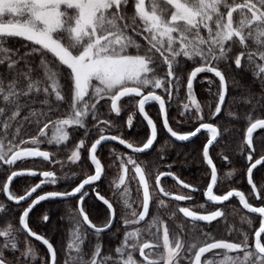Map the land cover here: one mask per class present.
<instances>
[{
  "label": "snow or ice",
  "instance_id": "snow-or-ice-1",
  "mask_svg": "<svg viewBox=\"0 0 264 264\" xmlns=\"http://www.w3.org/2000/svg\"><path fill=\"white\" fill-rule=\"evenodd\" d=\"M237 71L251 72L261 87L255 102L251 95L244 98L251 111L244 117L247 128L240 146L249 162L245 165L249 191L258 205L235 188L214 192V188L220 191L221 181L210 148L216 151L221 130L216 123L205 122L195 94L200 74H213L206 91L216 101L209 111L214 119L229 95L228 73ZM238 84L233 76L232 87ZM173 102L179 104L176 123L194 130L173 129L169 123ZM150 104L158 105L162 128L175 141H190L204 130L201 158L210 169V181L203 195L214 205L238 198L247 210L239 216V226H227L222 208L203 214L178 206L162 218L161 209L167 205L150 188L175 202L193 201L190 193L166 191L162 177H171L183 189H197L171 171L172 164L167 165L168 171L159 170L163 148L155 159L138 162L139 155H148L157 141V122L146 111ZM257 111H264V0H0V193L8 202H0V264H58L53 243L34 230L41 222L51 223L50 213L42 210L30 216L41 202L57 199L75 201L67 215L70 242L64 264H264V187L257 188L253 181L257 165L264 171V155L253 162V134L264 129V118L253 115ZM122 112L127 129L134 127L137 113L141 122L146 121L148 131L138 144L124 138L116 121ZM228 115L235 114L228 111ZM31 127L33 133L28 132ZM69 129H82L90 147L86 139H79L67 159L74 165L81 162V168L87 164L88 171L58 177L56 171L34 170L38 162L32 158L64 167L53 151L41 150L40 145L53 149L65 145ZM108 130L120 134H105ZM107 141H118L132 152L117 154L113 149L110 153L120 169L118 181L110 183L118 196L116 206L98 190L107 179L98 147ZM259 143L264 145V139ZM228 160L222 155L221 167ZM130 168L141 197L140 210L130 202L131 190L125 183ZM233 174L234 170L228 171L226 179ZM17 178L38 182L17 187L13 183ZM60 179L71 181L68 188L46 190ZM259 183L264 186V177ZM90 198L104 206L102 217L92 216ZM193 207L205 205L193 202ZM177 212L183 217L180 222ZM220 218L229 238H216L200 227L201 222L211 227ZM255 219L259 227L253 231ZM105 234L118 240L108 253L102 240ZM30 237L46 246L50 261L47 257L38 261Z\"/></svg>",
  "mask_w": 264,
  "mask_h": 264
},
{
  "label": "trees",
  "instance_id": "trees-1",
  "mask_svg": "<svg viewBox=\"0 0 264 264\" xmlns=\"http://www.w3.org/2000/svg\"><path fill=\"white\" fill-rule=\"evenodd\" d=\"M209 74L210 75H208L207 73L200 74V76L197 78V81L195 82V91H196L197 98L199 99L201 104L202 103L204 104L205 102L206 105H208V107L214 108L216 101L213 97L209 96L206 93V90L208 87L207 83L205 81H203V83L200 82L205 77H212L211 73ZM233 76H235L236 80L239 81V84L235 86L234 88L232 87V77ZM228 78H229V83H230V90H229V95L227 96V101L224 106V109L222 110L219 116H217L213 120H210V122L216 123L220 127V130H221V137L219 139L220 144L216 146V151H218L219 149L223 150L225 151V153H227L228 157L232 161L235 160L236 166L238 167V169H240V171H243V173L235 181L236 183H234L233 188L239 191H243L246 197L249 199L250 203H254V205H258L259 201H254L253 194L249 191L251 187L247 183V177H246L247 173H246V167H245V165L247 164L245 162V164L243 165L244 160L241 156L240 146L243 143V136L244 134H246V128H247V121L244 117L246 113H249L251 111V106L245 104L244 98L251 95L254 97V102H255V99H258L260 97L261 87L258 82L254 81V78L251 72H244V73H241L238 71L229 72ZM246 89H251V92H248ZM213 91H215L214 86H213ZM157 92L158 94H160L159 90H157ZM182 92H183V89H182ZM208 101H211V105H209ZM174 103H177V102H173V104ZM173 106L174 105H172L171 111L169 113V122L172 125L174 130L181 131L175 127V125L177 124L175 122L176 117L174 116V114L176 113V108ZM157 111H158L157 105H152L148 108L149 115L157 122L158 141H157L156 147L154 148L152 152L150 151L148 155L144 154L140 156L141 159H144L145 163L157 157L154 155V151L158 148L159 145H162L161 147L166 149L167 145L165 146L164 139L169 140L164 129L162 128V119L161 117L157 116ZM228 111H232L235 115L230 117L228 115ZM253 115L256 118H264V111H257L253 113ZM137 118H138V122H140L137 126V132L140 134V138L139 139L136 138L135 144H138L140 140L145 136V133L148 131L144 121L141 122L142 119L139 116H137ZM190 130H192V128ZM34 131H35L34 127L28 128L29 133H33ZM81 132H83V130ZM262 134H264V129L259 130L253 136V141H254L253 147L256 149V152L254 153V159L259 158L260 155H264V145L259 143L261 139H264V136H262ZM205 135L206 134H203L199 136L193 142L184 144V145L176 144L171 140L174 146V150H172L170 154H168L171 159H175V163L178 164L181 167V169L184 168L183 170H185V173L189 176V178H191L193 181H195L199 185L200 192L198 194V198L200 199V201H203L201 192L206 188V184L208 183L209 178H210V172L206 168L204 161L201 158L202 157V144L206 143ZM81 138H84V136L81 135L79 137H75L73 140H77ZM88 144L89 143H87L86 145ZM40 147L43 148L45 147V145L42 144L40 145ZM216 151L213 152V149H212L210 154L213 155L214 163L217 164V168L221 172L222 168H221V164H219V158L216 156ZM163 164L164 162H159V167H161ZM154 171H156V169H153V172ZM261 177H264V171H261V167H260L253 172V181L257 183V188L264 187L261 185V183H259V180ZM24 180H25L24 178H19L14 183V185L16 184L17 186H19L18 185L19 182H22ZM33 180H35V178L31 179L32 183L36 181V180L35 181ZM22 183L20 185H22ZM221 191L222 189H220V191L217 190L219 194L222 193ZM0 197L4 198L3 196H0ZM55 203L56 202L51 201V202H47L46 205L50 204V207H51L50 210H56V207H54ZM87 203L88 205L91 206V208H93L94 210H100V213L103 214L104 211L102 210L101 205H98L97 202L88 201ZM203 204H205V202ZM221 207L225 209L224 211L227 214V221H226L227 226L230 227L233 224H235L236 226H239V216L241 214H246L242 210L239 202L237 200H232L228 204L221 206ZM206 208L212 209V210L215 209V207L209 206L207 204H206ZM234 209H235V212L233 211ZM39 214H40V207L38 206L36 209H34L33 213H31L30 216L34 218L38 216ZM51 216H52L51 223L48 224L47 229H49L51 232H54L55 231L54 228L50 227V225L52 224L54 219L57 218V216H54V213H51ZM254 221L256 225H254L253 231H254V228H257V226L259 227V220L255 219ZM200 225H202V227L205 228L204 229L205 232H211L216 238H229L227 236V232L225 229L224 218H220V222L218 221L212 222V225H215L214 231H211L210 227L205 226V224H200ZM37 228L38 227H34V230L37 231L36 230ZM245 230H248L247 226H245ZM64 234H65V231H62L59 234V236L55 238V240L50 241L53 243L54 247L57 249L58 264H64V260L67 255V244L69 243V240H64ZM37 245L40 246V249L42 250V256H46L47 258H49L45 248L40 244H37ZM103 245H104V252L108 253L110 252V250L114 249L118 245V240L116 238H110V236H108L107 240L103 241ZM85 250L88 251L87 248Z\"/></svg>",
  "mask_w": 264,
  "mask_h": 264
},
{
  "label": "flooded vegetation",
  "instance_id": "flooded-vegetation-1",
  "mask_svg": "<svg viewBox=\"0 0 264 264\" xmlns=\"http://www.w3.org/2000/svg\"><path fill=\"white\" fill-rule=\"evenodd\" d=\"M152 106L151 104L147 107V111H148V108ZM158 106V105H157ZM149 114V113H148ZM137 116H139V114L137 113L135 118H134V127L132 129H127L126 127V116L124 115V113L122 112L121 113V119L119 120V126L121 127V131L123 132L124 134V138H127L129 140V142H133L134 144L136 143V138H140V134L137 132V124H138V118ZM150 116V115H149ZM140 117V116H139ZM141 118V117H140ZM142 119V118H141ZM144 123L146 124V122L144 121ZM170 123V122H169ZM171 125V124H170ZM172 126V125H171ZM175 127L178 129V130H184V126L183 124H180V125H175ZM134 130V131H133ZM194 130V129H193ZM79 131V133H78ZM76 131L75 135L76 137H79V136H84L83 135V132H81L82 130H78ZM165 131V129H164ZM81 132V133H80ZM166 133V131H165ZM105 134H109V135H112V134H120L114 130H108L106 131ZM205 133H202L201 135H203ZM167 135V133H166ZM199 135V136H201ZM198 136V137H199ZM167 137L169 138V140H166L164 139V142L167 141V147L166 149L163 148V153L162 155L165 157L162 161L160 162H164V164L159 167V170H163V171H168V168H167V165L168 164H172L173 167L171 169V171H173L177 176H179L180 179H182L185 183H189L192 185L193 188H196L197 191L195 192H192L191 190L189 189H183L180 185H178L176 183V181H174L173 179L169 178V177H163L161 179V186H163L165 188L166 191H170V192H173L174 194H191L193 196V201H183V202H175V201H172V200H168V199H165L163 198L159 193L158 191L150 188V191L154 192L153 195L154 197H159L161 199H164L165 203H167V208H164L162 210V215L165 217L166 216V213H165V210L167 209L168 211L167 212H172V210L175 211L174 207H178V206H184V207H190V208H193V210H197L195 207H193V202L197 203V204H200V203H204L205 202V197L203 195V191L201 192V196H202V199L203 201H200V199L198 198V194L200 192V189H199V185L193 181L191 178H189V176L185 173V170H183L184 168L181 169V167L175 163V159H171L169 157L168 154H170V152L172 150H174V146L171 142V138L167 135ZM197 137V138H198ZM98 138V137H97ZM135 138V139H134ZM196 138V139H197ZM83 139H86V144L88 143V140L87 138H83ZM195 139V140H196ZM157 141H158V138H157ZM157 141H156V144L154 146V148L156 147L157 145ZM173 141V140H172ZM174 143H176L175 141H173ZM193 142V141H192ZM191 143V142H190ZM176 144H179V143H176ZM188 144V143H186ZM180 145H184V144H180ZM216 145V144H215ZM214 145V146H215ZM88 147H90V144L86 145ZM162 145H159L158 148L154 151V155L157 156V154L159 153L160 149L162 148L161 147ZM154 148L151 150V152L154 150ZM115 149V152L116 153H126V154H131L130 152L126 151L125 148H123L122 146H120L119 144H116V143H107V144H104L102 146L99 147L98 149V156L99 158L101 159V162L105 165V170L107 172V179H104L103 180V183L100 184V187H99V191L101 192L102 195H105L106 198H109L111 201L114 202V206H116V203H115V200H114V195H113V192L115 191V189L113 187L110 188V183L115 181L116 180V177H117V181L119 179V172H120V169H119V165H118V160L116 159L115 155H112L110 154L112 152V150ZM212 150V149H211ZM211 153V151H210ZM132 155V154H131ZM211 155V154H210ZM139 156H142V155H139ZM258 159V158H256ZM83 161V160H82ZM255 161V159L253 160V162ZM45 163V162H44ZM88 163L90 164V161H88ZM205 164V162H204ZM117 165V166H116ZM206 166V165H205ZM261 167V166H260ZM259 167V168H260ZM207 168V167H206ZM218 169V168H217ZM258 169V168H257ZM77 171V169H75ZM80 170H83L82 173L84 172H87L88 171V168H87V164H85L83 166V168L80 167ZM209 170V169H208ZM79 172V171H78ZM210 172V170H209ZM118 173V175H117ZM155 173V171L153 172ZM218 174H219V180L221 181V172L220 170L218 169ZM58 177H60L58 174H57ZM127 178V177H126ZM61 180V179H60ZM59 180V181H60ZM209 181H210V178H209ZM208 181V182H209ZM38 182V181H37ZM71 183V181H65V182H58V185L57 186H54V187H48L45 186L46 190L47 191H52V190H60V191H63L65 188H68L69 184ZM150 184H151V181H150ZM219 186V185H218ZM206 189V188H205ZM204 189V190H205ZM40 190H38L39 192ZM215 193H218L217 192V188L215 189ZM35 196V195H34ZM88 201L90 202H97L98 205H101L102 207V210L104 211V206L102 205L101 202L95 200L94 198H90ZM47 202H51V201H46V202H43L41 203V205H39L40 207V212L43 210V211H48L50 213V216H51V213H54V216H57V218L54 219V221L52 222V224L54 223V232H51L49 229H47L48 227V224H44L43 222L40 223V226L36 229L38 232V234L40 235H45L46 238L50 239V241H53L55 240V238H57L59 236V234L62 232V231H65V234H64V240H70V234H69V221L67 219V215L68 213L72 210V205L75 203V201H61V200H55L53 202H56L54 204V207H56V210H50V204L46 205ZM231 202V201H230ZM228 204V203H227ZM209 206H213V207H221V206H214V205H210L208 204ZM53 206V205H52ZM224 206V205H222ZM172 209V210H171ZM53 211V212H52ZM91 212H92V216L95 217L97 215L99 216H103L102 213H100V210H94L93 208H91ZM118 212H119V208H118ZM153 212V208L152 206L150 205V213ZM203 213V212H202ZM203 214H206V213H203ZM31 215V214H30ZM177 215H180L182 217V214L178 213L177 212ZM60 217H65L64 220H61ZM52 218V216H51ZM92 218V217H90ZM119 219V217H118ZM94 223H98V221H96L95 219L93 220ZM15 224V221L13 222ZM51 224V225H52ZM50 225V227H51ZM98 226H102L98 223ZM116 227L120 228L121 227V224H117ZM169 227L171 228L172 227V224H169ZM55 234V235H54ZM108 234H105L102 238V240H107L108 238ZM23 238V236H22ZM30 241L36 243V244H40L39 242L31 239V238H28ZM41 245V244H40ZM43 246V245H42ZM44 247V246H43ZM45 248V247H44ZM46 252H47V249L45 248ZM48 254V253H47ZM49 255V254H48ZM58 260V259H57Z\"/></svg>",
  "mask_w": 264,
  "mask_h": 264
},
{
  "label": "rangeland",
  "instance_id": "rangeland-1",
  "mask_svg": "<svg viewBox=\"0 0 264 264\" xmlns=\"http://www.w3.org/2000/svg\"><path fill=\"white\" fill-rule=\"evenodd\" d=\"M208 75H210L209 73H207ZM212 75V74H211ZM208 78H210V77H205V78H203L202 80L203 81H205L206 83H207V80H208ZM206 93H207V91H206ZM195 94H196V91H195ZM197 96V95H196ZM182 102H187L186 100H184V101H182ZM181 102V103H182ZM174 106L173 107H175L176 108V113L174 114V116L176 117V120H175V122L177 121V120H179L180 119V117H179V115H178V113H177V107L179 106V104L178 103H174L173 104ZM158 107V106H157ZM202 107H203V109H204V112H205V122H210V120H213V118L209 115V111H210V107H208V105H206V103L204 102V104L202 103ZM211 109H213L214 110V108H212L211 107ZM115 114H113V116H114ZM101 118H106V114H102V117ZM216 118V117H215ZM121 118H116V121H118L119 122V120H120ZM176 125H178V124H176ZM180 125V124H179ZM183 126H184V131H187V130H190V126L189 125H184L183 124ZM196 126H198V124L196 125ZM194 128H192V130H193ZM74 133H76V129H69V136H70V139H69V141L65 144V145H61V146H59L57 149H53L51 146H49V145H47V144H44L45 145V147H43V148H41V150H47V151H53L54 152V155L58 158V159H60L63 163H64V167L63 168H61L60 167V165H49L48 164V162H43V163H39V159H35L38 163H37V165L34 167V170H36V171H40V170H52V171H56V173L60 176V177H62L65 173H67V174H71V172L72 171H76L75 169H77V171H79V172H81L82 173V171L83 170H80V167H79V165H80V163L81 162H77V164H72L71 163V161H69L68 159H67V156L68 155H70V153H71V151H73V150H75V144L76 143H78V140L79 139H77V140H73L75 137H76V135H74ZM81 139H83V138H81ZM87 140H88V138H87ZM166 146V145H165ZM163 148V147H162ZM118 154V153H117ZM84 155H85V153H84V150L82 149L81 150V157H82V160L84 159ZM127 155H131V154H127ZM222 155H227V153H225V151H223V150H218V151H216V156L219 158V164H221L220 163V161H221V159H222ZM228 156V155H227ZM241 156H242V158H243V160H244V162H243V165L245 164V162H246V164H248L249 162L245 159V155H242L241 154ZM32 159H34V158H32ZM254 160V159H253ZM138 162H143V163H145V161H144V159H141L140 158V156H139V158H138ZM18 164L20 163L19 161L17 162ZM143 163H142V166H143ZM224 164L226 165L225 167H221L222 168V170H221V183L219 184V186H218V188L219 189H222V191L221 192H223V191H227V190H232L233 189V186H234V183H236L235 181L242 175V173H243V171H240V169H238V167L236 166V163H235V160H231L230 158H229V160L228 161H225L224 162ZM117 166V165H116ZM234 170V174H233V176H232V178H230V179H226V173L228 172V171H233ZM120 173V172H119ZM117 175H118V173H117ZM131 176H132V171H131V168H130V171H129V173H128V176H127V178H126V180H125V183L126 184H128V186H129V188H130V190H131V200H130V202L133 204V207L134 208H136L137 210H140L139 209V206H140V203H141V197L137 194V192H136V182L134 181V180H132L131 179ZM19 178H17L13 183H15L17 180H18ZM36 180V179H35ZM35 180H33V181H35ZM36 181H38V180H36ZM36 181L35 182H31V180H24V181H22V182H19V184L18 185H20L21 183L22 184H26V185H29V186H31L32 184H34V183H36ZM61 182H65V181H69V180H64V179H61L60 180ZM60 181H58V182H60ZM115 181H117V177H116V180ZM31 183V184H30ZM16 185V184H15ZM58 185V183L56 184V185H48V187L50 188V187H54V186H57ZM17 186V185H16ZM18 187V186H17ZM113 188H114V186H113ZM115 189V188H114ZM154 193V192H153ZM17 194H19V193H17ZM216 194H219V193H216ZM220 194H222V193H220ZM0 196H3V194L2 193H0ZM4 197V196H3ZM114 200H115V203H116V201L118 200V196H114ZM238 201V200H237ZM0 202H4V203H8L7 201H6V199L5 198H2V197H0ZM239 202V201H238ZM165 204H167V203H165ZM200 204H203V203H200ZM206 204L208 205V203L205 201V207H204V209H198V208H196L197 209V211H200V212H203V213H206L207 211H212V209H207L206 208ZM226 205V204H225ZM241 206V205H240ZM218 208H222V210H225L223 207H218ZM242 208V207H241ZM164 209V208H163ZM163 209H161V216H162V218H164V219H167V217L170 215V213L171 212H167L168 210L166 209L165 210V213H166V216L164 217L163 215H162V210ZM174 209L176 210L177 209V207H174ZM191 210H193V208H190ZM213 210H216V207H215V209H213ZM243 210V209H242ZM244 211V210H243ZM245 212V211H244ZM183 217H181L180 215H177V222H180V220L182 219ZM14 222V221H13ZM257 222V221H256ZM169 224H171L170 222H169ZM215 225H217V224H215ZM215 225H212L211 227H210V229H211V231H214V227H215ZM254 225H256V223H255V221H254ZM254 225H253V227H254ZM3 225L2 224H0V227H2ZM54 223L51 225V227L52 228H54ZM121 227H122V224H121ZM200 227L203 229V231L205 232V228L204 227H202V225H200ZM172 228V227H171ZM170 228V229H171ZM257 228H258V226H257ZM256 228H254V230H255ZM22 236L23 235H21V239L23 240V238H22ZM69 242H70V240H69ZM251 242V241H250ZM30 243H31V245L33 246V248L35 249V251H36V253H37V259H38V261H42V258H44V257H46V256H42V250L40 249V246H38L36 243H34V242H32V241H30ZM147 251V250H146ZM5 255L9 258V259H11V254L10 253H5ZM18 255V254H17ZM49 256V255H48ZM206 256H211V253H208V254H206ZM49 259V261H50V257L48 258ZM137 259H141L140 257H138L137 256ZM29 264H32V262L31 261H29Z\"/></svg>",
  "mask_w": 264,
  "mask_h": 264
},
{
  "label": "water",
  "instance_id": "water-1",
  "mask_svg": "<svg viewBox=\"0 0 264 264\" xmlns=\"http://www.w3.org/2000/svg\"><path fill=\"white\" fill-rule=\"evenodd\" d=\"M213 75V74H212ZM226 101H227V96H226ZM226 101H225V104H226ZM149 106V105H148ZM148 106H146V111H147V107ZM225 106V105H224ZM224 106H222V110L224 109ZM142 118V117H141ZM162 119V118H161ZM146 122V121H145ZM259 130H261V129H258L256 132H258ZM165 131H166V133H167V130L165 129ZM256 132L253 134V136L256 134ZM202 133H204V130H202V132L201 133H198L197 134V137L199 136V135H201ZM167 135L169 136V134L167 133ZM197 137H193L192 138V140H190V141H187V142H178V141H175V139L174 138H171L173 141H175L176 143H179V144H186V143H190V142H192V141H194ZM157 138H158V136H157ZM220 139V137H218V140ZM107 143H116V144H119L118 143V141H107V142H103L102 143V145H104V144H107ZM155 144H156V142L154 143V145H153V148H154V146H155ZM216 144V142H214V145ZM101 145V146H102ZM120 146H122V145H120ZM100 147V146H99ZM99 147H98V149H99ZM123 148H124V146H122ZM152 148V149H153ZM151 149V150H152ZM211 149L212 148H210V151H211ZM151 150H148V152H150ZM126 151H128V152H130L131 154H132V152H131V150L130 149H126ZM140 155H144V154H140ZM34 159H39L40 160V158H34ZM205 165H206V163H205ZM260 167V165H257V168H259ZM256 168V169H257ZM256 169H253V172L256 170ZM210 170V169H209ZM165 177H167V176H165ZM218 177H219V174H218ZM246 177H247V174H246ZM163 178V177H162ZM161 178V179H162ZM169 178H171V177H169ZM172 179V178H171ZM175 181V180H174ZM249 185V184H248ZM250 186V185H249ZM182 187V186H181ZM251 187V186H250ZM215 189L216 188H214V192H215ZM189 190H191V189H189ZM33 195H35V194H33ZM161 195V194H160ZM162 196V195H161ZM246 196V195H245ZM205 197V201L208 203V204H210V205H214V204H211L210 202H208L207 201V197L206 196H204ZM163 198H165V199H168V200H172L171 199V197H163ZM234 199H236V200H238V198H231L230 199V201H232V200H234ZM57 200H59V199H57ZM172 201H174V200H172ZM230 201H226V202H224V205L225 204H227V203H229ZM239 201V200H238ZM44 202H46V201H44ZM180 202H183V201H180ZM41 203H43V202H41ZM39 206V205H38ZM37 206V207H38ZM214 206H222V205H214ZM241 207H242V205H241ZM243 209V208H242ZM34 211V210H33ZM245 212L247 211V210H244ZM31 214V213H30ZM214 222V221H213ZM201 224H206V222H201ZM31 239H33V240H35V241H37L34 237H30ZM37 242H39L41 245H43L42 244V242L41 241H37ZM44 246V245H43ZM45 248H46V246H44ZM47 249V248H46ZM49 257H50V254H49Z\"/></svg>",
  "mask_w": 264,
  "mask_h": 264
}]
</instances>
